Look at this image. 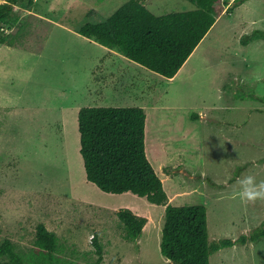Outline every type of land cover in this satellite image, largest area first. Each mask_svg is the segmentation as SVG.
Instances as JSON below:
<instances>
[{
	"label": "rangeland",
	"instance_id": "374dc122",
	"mask_svg": "<svg viewBox=\"0 0 264 264\" xmlns=\"http://www.w3.org/2000/svg\"><path fill=\"white\" fill-rule=\"evenodd\" d=\"M124 1L21 0L15 9L25 27L14 44L0 43V243L9 238L34 264H168L159 245L163 206L86 178L82 106L145 107L147 157L167 176L172 204L206 206L210 242L248 236L264 222V200L233 198L246 176L264 181V0H229L173 80L128 57L110 63L107 46L79 32ZM144 2L155 14L195 7ZM96 62L117 73L115 88L101 91L106 77L94 80ZM168 137L180 152L161 150L157 140ZM121 207L149 218L135 239L124 235ZM38 223L58 237L51 257L34 254ZM247 241L213 251L209 264H264V236Z\"/></svg>",
	"mask_w": 264,
	"mask_h": 264
},
{
	"label": "trees",
	"instance_id": "16d2710c",
	"mask_svg": "<svg viewBox=\"0 0 264 264\" xmlns=\"http://www.w3.org/2000/svg\"><path fill=\"white\" fill-rule=\"evenodd\" d=\"M20 1L0 2V43L14 44L12 39L18 38L25 27L15 9ZM190 1L195 5L192 9L155 14L144 0H126L104 20L84 23L79 32L165 77H173L216 18L227 13L230 6L229 0ZM13 26L16 29L11 32ZM145 118V109L136 105L82 106L78 110L79 151L86 178L101 190L132 192L164 206L159 245L168 264H209L213 251L264 236L263 222L248 236L210 242L206 206L175 205L169 201L162 180L146 155ZM116 213L125 237L137 238L146 217L128 207H121ZM57 241L54 231L38 223L34 254L51 257ZM93 242L99 254L100 243L96 238ZM0 256V264H34L9 238L0 243Z\"/></svg>",
	"mask_w": 264,
	"mask_h": 264
},
{
	"label": "crops",
	"instance_id": "0c3cea01",
	"mask_svg": "<svg viewBox=\"0 0 264 264\" xmlns=\"http://www.w3.org/2000/svg\"><path fill=\"white\" fill-rule=\"evenodd\" d=\"M5 1V0H4ZM2 2V1H1ZM16 7V6H15ZM27 11L28 12H31V8L30 9H27ZM34 14L35 15H37L38 16V18L39 19H43L42 17L43 16H41L40 14H37V13H35L34 12ZM33 14V15H34ZM11 32H14L15 30H14V26H13V28L10 30ZM104 49L106 50V52H108L109 54H106V58H109V59H111V62L110 63H112L113 64V62L114 61H119V62H121V63H124L123 62V59L125 58H127L125 55L123 56V54L122 53H120V52H118L117 50H113V49H110V48H108V47H104ZM121 55V56H120ZM112 58H115V59H112ZM128 59V58H127ZM96 68L99 70V72H101L100 74H99V77H95L94 78V80L96 81L97 80V82L98 81H103V79H102V77H106V79H104V84H103V86L107 89V90H101V91H109V90H111V89H113V88H115L116 86H113L112 87V83H111V77H110V75L111 76H116L115 74H117V73H115L114 71H110V70H108L107 68H108V66H107V68L106 67H104L103 65H101L100 67L97 65V62H96ZM183 67V65L179 68V70L177 71V73L173 76V77H167V79L168 80H173L176 76H177V74L181 71V68ZM111 69H112V67H111ZM103 70H106L105 72H103ZM95 71H97L96 69H95ZM116 80H117V78H116ZM139 81V80H138ZM117 82L118 81H115V84H117ZM124 83V82H123ZM118 84H120V83H118ZM117 84V85H118ZM131 84V83H130ZM101 86V85H100ZM125 86L126 87H128L129 88V86H128V84L125 82ZM95 87H97V86H95ZM139 88V87H138ZM143 88V87H142ZM146 88V87H145ZM144 89V88H143ZM100 90V89H99ZM145 90H147V92L148 93H150V91H149V89L147 88V89H145ZM145 90H144V92L143 93H145ZM141 93V89H138L137 90V94H140ZM153 94V93H152ZM101 105H107V104H101ZM134 105H136V104H134ZM154 105V104H153ZM136 106H141V107H143L144 109H145V107L143 106V105H141V104H139V105H136ZM160 106H163V105H161L160 104ZM145 113H146V118H145V132H146V128H147V112H146V109H145ZM163 134V133H162ZM145 137H146V134H145ZM165 137V136H164ZM163 137V138H164ZM163 138H162V141L160 142V139L159 140H157L158 141V143H159V145L161 146L160 148H162L161 150H165L167 147H168V149H173V150H177L178 152H180V150H178V146L176 145V146H174V144H176V142L174 141L173 142V140L171 139V138H169L168 137V143H166V141H165V139H164V141H163ZM159 147V146H158ZM178 154V153H177ZM177 154H175L174 155V153H172V155H171V157H174V156H177ZM146 155L148 156V153H147V151H146ZM170 157V158H171ZM150 159V158H149ZM180 159V158H179ZM180 163H178V165H179ZM153 165V164H152ZM177 165V166H178ZM154 167V166H153ZM163 167V166H162ZM161 167V164H160V168L162 169V171H164L163 170V168ZM155 168V170L157 169L156 167H154ZM157 172V171H156ZM157 174H158V172H157ZM159 175V174H158ZM163 176V175H162ZM167 176L165 175V177H160L161 178V180H162V183H163V186H164V188H165V185H164V182H165V178H166ZM166 190V189H165ZM167 194H168V192H167ZM175 195H169L168 194V197H169V201H172V199H173V197H174ZM163 209H164V206H163ZM132 211L134 212V213H137V214H139V215H141L139 212H137V211H135V210H133L132 209ZM142 216H145V215H143L142 214ZM147 220H146V223L144 224V226H143V230H144V228H145V226H146V224H147V222L149 221V218L147 217L146 218ZM142 230V231H143Z\"/></svg>",
	"mask_w": 264,
	"mask_h": 264
},
{
	"label": "clouds",
	"instance_id": "9594fccd",
	"mask_svg": "<svg viewBox=\"0 0 264 264\" xmlns=\"http://www.w3.org/2000/svg\"><path fill=\"white\" fill-rule=\"evenodd\" d=\"M241 187L233 194V198L238 197L241 201L264 200V181L257 183L254 176H246L239 181Z\"/></svg>",
	"mask_w": 264,
	"mask_h": 264
},
{
	"label": "bare ground",
	"instance_id": "6f19581e",
	"mask_svg": "<svg viewBox=\"0 0 264 264\" xmlns=\"http://www.w3.org/2000/svg\"><path fill=\"white\" fill-rule=\"evenodd\" d=\"M69 126V125H68ZM67 174V173H66ZM166 181V180H165ZM173 194V193H172ZM147 210V209H146Z\"/></svg>",
	"mask_w": 264,
	"mask_h": 264
}]
</instances>
